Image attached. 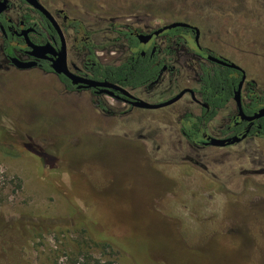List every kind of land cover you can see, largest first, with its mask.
I'll return each mask as SVG.
<instances>
[{"label":"rangeland","instance_id":"1","mask_svg":"<svg viewBox=\"0 0 264 264\" xmlns=\"http://www.w3.org/2000/svg\"><path fill=\"white\" fill-rule=\"evenodd\" d=\"M58 1L104 43L112 23L189 22L264 88V0ZM189 57L171 94L196 85ZM5 63L0 49V264H264V139L196 149L180 130L190 96L107 117Z\"/></svg>","mask_w":264,"mask_h":264},{"label":"flooded vegetation","instance_id":"2","mask_svg":"<svg viewBox=\"0 0 264 264\" xmlns=\"http://www.w3.org/2000/svg\"><path fill=\"white\" fill-rule=\"evenodd\" d=\"M3 1L6 3L5 8L0 11V49L6 61L4 67H12L15 69L13 71L18 72L38 69L48 73L57 85V94L68 99V101L73 102L76 98L85 96L91 106L104 116L130 117L138 111L154 110L136 105L137 99L149 103H161L171 99L181 91L189 89L178 101L169 106L184 100L186 96H190L191 101H188V104H193L197 111L184 112L180 130L192 147L196 149L225 148L242 143L247 139L257 137L264 139V116L251 121L239 116V108L234 95L242 79V71L210 59V57H215L233 63L228 56L216 53L212 50L213 48L202 45L200 36L197 40L196 32L192 28L177 27L164 30L156 35L155 31L167 24L157 29L145 31L139 24L112 23L109 26L110 37L104 43L99 42L100 40L92 33L94 31L90 29L88 23L69 15L58 0H37L52 18L47 17L27 0H0V2ZM1 7L0 5V9ZM179 28L185 30L177 32ZM142 34L152 35V37L144 42L139 38V35ZM188 35L193 38L195 46L188 47ZM28 40L36 45H47L48 58L42 59L31 56L30 47L27 44ZM98 49H104V51L100 52ZM63 50L66 52L67 70L73 77L58 73L53 68V64L60 58ZM103 54L104 59L101 57ZM187 55H191L189 58L194 62L193 70L197 74L196 85L186 84L183 88L178 89L175 94H171V91H168L171 83L174 80L181 81L185 77L186 70H188ZM13 57L23 61L35 60L37 64L31 68H18L12 62ZM123 65H127L138 77H132L131 81L126 77L121 78L118 68ZM151 67L155 68L153 79H150L149 76ZM219 67L235 70V77L237 78L233 85L232 98L224 106L213 105L210 94L206 96L209 90L204 87L202 82V76L206 72L210 73L214 68ZM239 67L246 74L241 89L242 107L246 115L252 116L264 108V88H261L255 79H249L248 72L243 67ZM1 75H6V73ZM167 78L170 85L168 87L164 84ZM74 79L111 83L123 88L132 97L108 85L89 86L82 81L74 83ZM254 100L258 104L256 110L251 112L250 108ZM232 103L235 105V111L229 117V121L218 132L210 129V124L219 112L229 109ZM214 111L216 114L209 118ZM188 130L196 133L192 137L193 140L188 139L185 135ZM234 137L241 139L235 142H227L224 145L214 143L216 140H227ZM157 150L160 151V148ZM187 160L202 165L193 157L188 156ZM159 161L160 159H158Z\"/></svg>","mask_w":264,"mask_h":264},{"label":"water","instance_id":"3","mask_svg":"<svg viewBox=\"0 0 264 264\" xmlns=\"http://www.w3.org/2000/svg\"><path fill=\"white\" fill-rule=\"evenodd\" d=\"M27 1L31 5H33L34 7L41 10L47 17L52 18L50 16V13L42 5H40L37 2V0H27ZM5 3H6L5 1L0 2V5L2 6L0 11H2V9L5 8ZM177 27H190V28H192L196 32V39L198 40V38L200 36V30L198 29V27H194L191 24L183 22V21H175V22H172L170 24H167L164 27L160 28L159 30L155 31V34L158 35L159 33L163 32L164 30H169V29H173V28H177ZM151 37H152V35H144V34L139 35V38L141 40H143L144 42H146ZM27 44L30 47L29 53L31 56H33L35 58H42V59L48 58L47 57V53H48V49H47L48 46L47 45H36V44H33L32 42H30L29 40L27 41ZM210 59H212L213 61H216V62H218L224 66L234 68V69H238V70L242 71L243 76H242L240 83L238 84V89L235 91V95H234V98H235L237 105H238V108H239V116H241L242 119L249 120V121L263 117L264 116V108L260 109L259 112L255 113L252 116L246 115L244 110H243L242 102H241V89H242V85H243L245 78H246V74H245L244 70H242L235 63H230L228 61L218 59L215 57H210ZM12 62L18 68H22V69L31 68L37 64V62L35 60L23 61V60H20L19 58H16V57L12 58ZM53 68L58 73H64V74H67V75L73 77L67 70L65 50L62 51L60 58L57 61H55V63L53 64ZM79 81L85 82L89 86L108 85V86H111L113 88H116V89L123 91L128 96H131L123 88L116 86L114 84H111V83H107V82L101 83V82H97V81H93V80H85V79H74V83H78ZM187 90H189V89L183 90L179 94H177L176 96L172 97L171 99L164 101V102H161V103H149L147 101L137 99L135 104L140 106V107L150 108V109L162 108L165 106H169V105L175 103L176 101H178L187 92ZM190 91L193 92L192 90H190ZM240 139L241 138L234 137V138H229L227 140H216L214 143H216L218 145H224L227 142H235V141H239Z\"/></svg>","mask_w":264,"mask_h":264},{"label":"trees","instance_id":"4","mask_svg":"<svg viewBox=\"0 0 264 264\" xmlns=\"http://www.w3.org/2000/svg\"><path fill=\"white\" fill-rule=\"evenodd\" d=\"M182 30H185L183 28L177 29V32H181ZM11 53V52H10ZM108 69H111V67H108ZM119 75L121 78H128L129 81H131L132 77H135V73L132 72V70L127 66L123 65L120 68H118ZM154 71L155 68L151 67L150 69V79H153L154 77ZM235 70L230 68H214L212 72H206L204 76H202V82L204 84V87L209 90V93H207L206 96H209L210 99L213 101L214 106H224L228 101L232 98L233 95V85L236 83L237 78L235 77ZM138 76H136L137 78ZM257 101L254 100L250 111L256 110L257 107ZM216 114V111L210 114L209 118L213 117ZM264 125V124H263ZM195 132L187 131L185 135L188 139L193 140V135H195ZM99 263V262H98Z\"/></svg>","mask_w":264,"mask_h":264}]
</instances>
